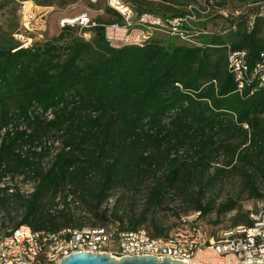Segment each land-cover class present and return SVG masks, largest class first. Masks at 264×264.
Returning a JSON list of instances; mask_svg holds the SVG:
<instances>
[{"label": "trees", "instance_id": "1", "mask_svg": "<svg viewBox=\"0 0 264 264\" xmlns=\"http://www.w3.org/2000/svg\"><path fill=\"white\" fill-rule=\"evenodd\" d=\"M186 1L183 12L136 6L135 14L166 22L190 11L201 18L199 11L217 0ZM239 1L246 12L216 17L228 22L226 29L195 25L205 32L199 45L155 33L143 46L112 47L104 26L124 20L108 6L104 12L113 19L90 28L65 25L26 47L15 33L0 32V210L8 216L15 204L21 211L11 228L0 223V237L19 226L51 232L84 226L68 211L69 198L99 221L92 226L114 223L99 211L112 190L137 186L151 174L147 201L158 205L166 189L201 182L220 154L226 167L216 174L238 168L246 183L255 173L264 177V85L245 77L239 90L228 63L229 52H244L249 70L259 62L264 0ZM49 132L59 134L58 147L45 142ZM181 149L187 159L176 155ZM6 177L31 183L32 190L22 193L4 184ZM195 208L202 218L206 209ZM249 213L232 227L250 225ZM143 221L130 217L125 231ZM153 230L152 236L168 235L154 224Z\"/></svg>", "mask_w": 264, "mask_h": 264}, {"label": "rangeland", "instance_id": "2", "mask_svg": "<svg viewBox=\"0 0 264 264\" xmlns=\"http://www.w3.org/2000/svg\"><path fill=\"white\" fill-rule=\"evenodd\" d=\"M1 1L6 2L4 7H0V32H12L15 33L14 35H19L20 37L14 36V38L23 47L29 46L34 41L49 39L56 35L61 28L60 21L63 18H71L80 13H86L95 22L98 19H113L109 13L104 12V8L107 6L119 14L124 11L121 5L128 6L133 14H135L136 6L156 8L169 14L172 10L183 12L187 7L185 5L189 4L186 0H97L96 2L92 0H46L47 2L39 0L41 5L31 0L22 2L21 5L19 4L20 0H0V3ZM44 3L48 6L43 5ZM195 3L201 5L202 0H195ZM213 6L211 10L209 9L200 15V23L202 22L206 27L209 26L212 31L220 26L226 29L228 25V22L218 20L216 18L218 15L227 16V19H230L238 12L247 11L239 0H217ZM260 8L264 9V3L260 5L258 12L263 11ZM24 25H27L28 29L25 28L24 30ZM79 32L82 33L79 30L76 33ZM161 34L164 37L166 35L157 32V35ZM82 36L86 40L90 38L89 33H83ZM29 39H31L30 42ZM58 136L59 134L49 132L45 136V142L53 143L54 147H58ZM172 155L175 153L173 152ZM176 155L180 157V160L188 158L184 149L179 150ZM217 167H226L225 158L222 154L216 157L201 182H198L197 179H191L185 182L183 186L166 189L163 193L162 202L158 205L148 204L149 187L155 183V180L153 175L146 174L137 186L112 190L99 211L106 210L109 220L117 223L122 230H126L128 227L130 217L140 218L143 216L144 221L140 227L154 233V224L162 229L165 234H169L181 216L197 210L195 206L200 204L206 209L201 214V221L208 234L216 238L231 228L235 220L244 223L249 211L255 210L258 206L264 207V177L255 173L251 177L253 183H246L238 168L224 170L216 174ZM161 172L159 169L158 175ZM247 173H253L251 167H248ZM3 183L17 187L22 193H29L32 190L31 183H24L20 178L11 180L6 177ZM68 201V211L76 220L81 218L82 225L99 224L92 213L82 207L78 201L73 200V198H69ZM61 208L60 204L55 208L53 207L51 212ZM9 209L10 214L8 216L0 210V223H4L3 227L6 228H11L13 223L21 217V211L17 205L10 204Z\"/></svg>", "mask_w": 264, "mask_h": 264}, {"label": "built area", "instance_id": "3", "mask_svg": "<svg viewBox=\"0 0 264 264\" xmlns=\"http://www.w3.org/2000/svg\"><path fill=\"white\" fill-rule=\"evenodd\" d=\"M121 6L124 23L104 26L105 38L112 47L143 46L157 32L199 45L196 38L205 34L195 26L200 18L193 12L165 22L149 13L137 16L128 6ZM188 8L191 10L192 6ZM60 25L90 28L96 23L86 13H80L63 18ZM228 63L239 90L245 77L264 85V53L251 70L246 66L244 52H229ZM249 219L250 225L231 227L216 238L208 234L199 211L181 216L166 237L152 236L144 227L125 231L116 223L66 227L57 232L19 226L9 236L0 237V264H59L71 253L108 255L115 260L148 256L187 264L264 263V207L250 211Z\"/></svg>", "mask_w": 264, "mask_h": 264}, {"label": "water", "instance_id": "4", "mask_svg": "<svg viewBox=\"0 0 264 264\" xmlns=\"http://www.w3.org/2000/svg\"><path fill=\"white\" fill-rule=\"evenodd\" d=\"M59 264H187L181 261H171L169 258L157 260L155 257L148 256H130L115 260L108 255L89 254V253H71L63 258ZM246 264H264V263H246Z\"/></svg>", "mask_w": 264, "mask_h": 264}]
</instances>
